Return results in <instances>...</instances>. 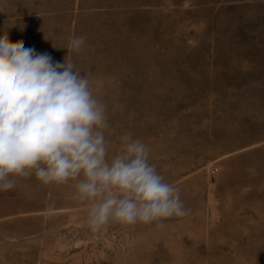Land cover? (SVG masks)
I'll return each instance as SVG.
<instances>
[{
    "label": "rangeland",
    "instance_id": "rangeland-1",
    "mask_svg": "<svg viewBox=\"0 0 264 264\" xmlns=\"http://www.w3.org/2000/svg\"><path fill=\"white\" fill-rule=\"evenodd\" d=\"M5 34L73 62L106 106L108 157L140 140L189 211L92 232L74 181L15 177L0 264H264V0H0Z\"/></svg>",
    "mask_w": 264,
    "mask_h": 264
},
{
    "label": "clouds",
    "instance_id": "clouds-1",
    "mask_svg": "<svg viewBox=\"0 0 264 264\" xmlns=\"http://www.w3.org/2000/svg\"><path fill=\"white\" fill-rule=\"evenodd\" d=\"M84 44L73 37L67 52ZM105 107L66 57L55 62L0 36V191L33 174L44 185L72 180L75 198L91 205L92 232L110 222L163 228V221L186 216L179 188L149 163L143 142L125 135L120 153L108 157Z\"/></svg>",
    "mask_w": 264,
    "mask_h": 264
},
{
    "label": "built area",
    "instance_id": "built-area-1",
    "mask_svg": "<svg viewBox=\"0 0 264 264\" xmlns=\"http://www.w3.org/2000/svg\"><path fill=\"white\" fill-rule=\"evenodd\" d=\"M211 172H212V174H215L216 169H215V168H212V169H211Z\"/></svg>",
    "mask_w": 264,
    "mask_h": 264
}]
</instances>
